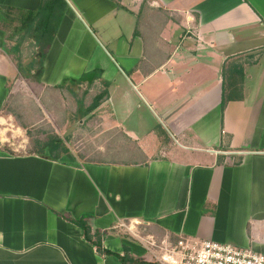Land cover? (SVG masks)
I'll return each mask as SVG.
<instances>
[{"label": "crops", "instance_id": "0c3cea01", "mask_svg": "<svg viewBox=\"0 0 264 264\" xmlns=\"http://www.w3.org/2000/svg\"><path fill=\"white\" fill-rule=\"evenodd\" d=\"M64 1L42 58L29 38L14 51L22 34L0 22V110L18 79L36 81L41 98L96 87L107 97L87 115L103 140L80 153L62 139L57 161L0 150V264H121L66 218L150 264L139 235L264 255V0ZM40 4L0 0L25 13ZM234 65L242 98L221 111Z\"/></svg>", "mask_w": 264, "mask_h": 264}, {"label": "rangeland", "instance_id": "374dc122", "mask_svg": "<svg viewBox=\"0 0 264 264\" xmlns=\"http://www.w3.org/2000/svg\"><path fill=\"white\" fill-rule=\"evenodd\" d=\"M70 86V92L63 90L62 94H54L47 90L41 98L36 81L18 79L12 83L11 88H15L17 94L11 96L5 108L0 110V119L6 121L0 126V150L7 154H28L35 141L54 135L64 139L73 152L97 147L103 140L99 137L97 120L95 116L83 115L97 88ZM136 232L141 234L140 230Z\"/></svg>", "mask_w": 264, "mask_h": 264}, {"label": "trees", "instance_id": "16d2710c", "mask_svg": "<svg viewBox=\"0 0 264 264\" xmlns=\"http://www.w3.org/2000/svg\"><path fill=\"white\" fill-rule=\"evenodd\" d=\"M66 7L67 5L64 0H41L37 12L25 13L18 9L0 6V22L4 23V18H6V21L10 20L11 24H16L12 27L13 32L22 34V39L17 42V46L14 47L13 50L18 51L19 46L24 40L29 38L38 47L39 57L42 58L44 51L52 43V36L57 32ZM6 27L7 26H4L3 28ZM17 68L20 69L19 61L17 62ZM242 80L243 70L239 65L232 66V68L229 69L228 76H226V71H223L221 111H223L228 102L241 100ZM72 82L76 83V81ZM106 97V92L94 96L90 105L85 108L84 115L89 114L97 108L101 100ZM67 153L68 149L64 141L54 135L48 136L42 141H35L32 151L28 154L57 161L62 155ZM66 219L81 230L84 240L96 248V252L99 256L116 257L121 264H150L132 259L128 254V250H125L122 256L105 250L102 246L103 233H91V229L84 219L77 221L69 218Z\"/></svg>", "mask_w": 264, "mask_h": 264}, {"label": "built area", "instance_id": "2783aa9c", "mask_svg": "<svg viewBox=\"0 0 264 264\" xmlns=\"http://www.w3.org/2000/svg\"><path fill=\"white\" fill-rule=\"evenodd\" d=\"M124 231L134 227L121 224ZM139 235V234H138ZM159 264H264V255L229 244L179 237L175 242L138 236Z\"/></svg>", "mask_w": 264, "mask_h": 264}, {"label": "bare ground", "instance_id": "6f19581e", "mask_svg": "<svg viewBox=\"0 0 264 264\" xmlns=\"http://www.w3.org/2000/svg\"><path fill=\"white\" fill-rule=\"evenodd\" d=\"M6 123V121L4 119H0V126L4 125Z\"/></svg>", "mask_w": 264, "mask_h": 264}]
</instances>
